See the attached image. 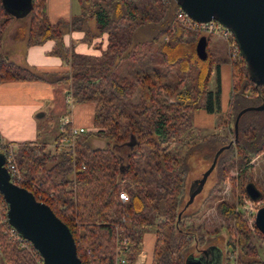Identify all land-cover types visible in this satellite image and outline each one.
<instances>
[{"label": "trees", "instance_id": "1", "mask_svg": "<svg viewBox=\"0 0 264 264\" xmlns=\"http://www.w3.org/2000/svg\"><path fill=\"white\" fill-rule=\"evenodd\" d=\"M78 3V13L52 22L47 15L46 0H31L26 14L30 15L26 45L53 40L50 53L61 57L67 67L61 71H40L17 64L1 53L2 33L15 16L0 0V82L39 79L68 84L65 92L71 93L72 104H93L92 126L97 127L94 132L72 135V125L67 122L64 131L53 137V146L48 147L39 120L34 140L12 143L21 175L17 184L48 204L68 226L81 264H134L149 232L153 234L152 243L144 264H184L190 254H198L210 246L219 247L207 241L212 232L204 223L190 221L193 212H186L199 193H194L187 203L197 185L186 182L187 155L192 147L184 155L167 151L166 147L182 142L196 110L210 115L222 110L221 66L227 64L231 88L225 111L232 125L227 128L230 134H213L212 159L223 147L214 167L220 166L224 172L229 163L236 165L242 185L237 203L220 201L216 205L224 222L234 219L233 223L228 221L226 228L235 240H227L230 250L225 262L221 250L220 264H232L230 252L236 251L235 263L264 264L259 257L260 245L252 241L255 235L264 241V234L254 222L248 229L247 213L237 205L247 201L264 203V188L257 186L251 173L254 169L251 159L264 160V108L245 110L238 119L235 139L233 132L237 112L264 101V84L255 83L240 53L238 60L228 64L227 59L207 51L209 34L205 59L195 53L198 36L191 35L192 31L191 53H185L180 43L187 39L183 38L185 29L176 21L179 4L175 0H78ZM89 16L97 25L93 34L86 26ZM69 30H82V40L87 43L104 34L105 45L96 55L77 52L72 45L64 44L63 34ZM165 36L168 39L164 41ZM97 46H101L100 42ZM145 54L165 70L154 65L151 71L128 75L126 66H132ZM185 60L193 63L187 65ZM173 66L177 67L176 79L166 81V71ZM186 68L192 75L184 83L178 74ZM212 78L213 88L209 87ZM138 84L147 90V100L134 104L127 98ZM90 134L111 141V145L104 149L92 147L84 138ZM67 138L69 144L58 147ZM5 145L0 140V151ZM117 145L132 147L123 156L114 150ZM247 182L259 189L258 198L247 195L244 188ZM120 190L126 192L127 200L120 198ZM0 257L5 264H35L39 253L32 244L21 247L12 241L0 224Z\"/></svg>", "mask_w": 264, "mask_h": 264}, {"label": "rangeland", "instance_id": "2", "mask_svg": "<svg viewBox=\"0 0 264 264\" xmlns=\"http://www.w3.org/2000/svg\"><path fill=\"white\" fill-rule=\"evenodd\" d=\"M87 5V4H86ZM78 8L76 0H72L70 5V11L74 12ZM91 9H93L91 7ZM89 9V10H91ZM77 12V11H76ZM15 18L9 22L2 33V42H1V53L6 56L8 59L14 61L17 64L25 65L22 62V47L26 45L27 41V31L29 26L30 15H26V10L20 11H12ZM176 17V15H175ZM94 18L89 16L87 18V28L90 29V33L96 30L97 25L94 21ZM178 23L179 21L176 20ZM180 24V23H179ZM184 29L185 32L183 33V38L187 39L186 41H182L180 43L181 49L189 54L191 53L192 46L191 43V35H197L198 37L202 34L205 36L209 34V41L207 45V51L211 54L218 56L221 59L228 60V64L235 62L238 60V54L236 53L234 56L231 55L232 46L230 44V38L223 37L217 33H209L204 32L201 30H197L195 28H190V26L180 24ZM182 29V28H178ZM190 31H192L190 35ZM197 37V39H198ZM207 37V36H206ZM94 39V38H93ZM164 41L168 39V36L162 38ZM98 43V42H97ZM96 43V44H97ZM12 53L15 54L12 55ZM16 54L20 57H16ZM149 54V53H148ZM148 54L142 55L141 58L134 61L132 66L127 65L126 70L128 75H135L141 74L143 71H151L152 67L155 65L161 68L163 71L165 68L160 63H153L151 59L148 58ZM9 56H11L9 58ZM188 64L193 63V61H186ZM28 66V65H26ZM125 67V65H123ZM123 69V68H122ZM176 70L177 67L173 66L169 68V71H166L167 78L166 81H173L176 79ZM193 71V70H192ZM176 73V74H175ZM190 69L186 68V70L178 74L181 77L182 82H189L190 77ZM126 75V71H124ZM68 85V84H67ZM65 83H52V96L47 98L43 101V106L41 110L45 112V114L40 118V126H41V133L43 134V141L48 143V147H52L53 137L58 131H63V127H61L63 115H69L71 113V102L72 98L67 99V93H64L67 89ZM181 86V84H180ZM69 87V86H68ZM209 87H214V79L212 78ZM231 88V78H230V69L227 64H222L221 66V94H220V101H221V111L215 113L214 115L210 114H202L198 110H196L195 118L193 119L192 125L183 133L182 135V142L180 144H170L166 147V150L169 151H178L180 155H184L186 150L192 147L191 152L187 155V163H188V171L186 174V182L187 184H192L195 186L196 182L201 178L202 173L210 166L212 162V155L213 152L211 150V145L213 144V134L217 133L219 136H223L226 134H230L228 131V126L232 125V121L228 118L227 113L225 111V105L227 99L229 97ZM147 90L138 84L135 87L134 92L127 98L128 101L131 103L137 104L140 103L142 100H147L146 95ZM70 116V115H69ZM229 124V125H228ZM97 130V127H92L90 130L94 132ZM87 131V130H86ZM234 132V130H233ZM86 140L92 147L104 149L111 145V141L107 142L105 138L96 136V135H88ZM70 139H63L58 143V147H62L65 144H69ZM132 146L130 145H117L114 147V150L119 154L125 156L128 150ZM2 149V148H1ZM15 149V146H14ZM3 150V149H2ZM1 150V151H2ZM251 163L254 164V169L251 173H253L255 183L261 189L264 188V160L261 157H257L255 159H251ZM238 167L236 165H232L231 163L228 164L226 171L222 172L220 166L213 167L209 174L207 175L203 187L199 190V193L195 196L193 202L189 204L186 212H190L191 218L190 221L198 224L200 222L204 223L205 228L212 232L210 233V238H207L209 243H216L220 250L223 252V262H225L227 250H230V247L226 245L228 239L230 241H234L235 238L229 236V228H226L228 225V221L230 223L234 222V219H229L228 221L224 222L222 216L217 214L216 205L220 201H227L229 203H237L238 198L241 197V183L242 178L237 176ZM236 183V185H235ZM120 192H126L124 190H120L118 195L120 196ZM121 198V197H120ZM186 198V196H185ZM243 201L245 200L242 196ZM123 200V199H122ZM127 200V199H124ZM263 201L258 202H244L241 204H237L239 208L244 209L247 213L246 220H247V227L248 229L252 228V223L254 219V212L255 209L262 205ZM252 209V210H250ZM197 211V212H195ZM189 213V214H190ZM187 221V222H190ZM215 231V232H214ZM217 232V233H216ZM152 235L151 232L145 234V243L144 247L142 248L136 256L137 260L140 256L141 257V264H144V259L146 256L149 255L150 246L152 243ZM234 239V240H233ZM252 241L255 245H260L258 248L259 257L260 259H264V241H262L258 236H253ZM17 243V242H16ZM239 250V246L235 247ZM213 250V249H212ZM149 251V252H148ZM236 254L230 252V259L233 263L236 262ZM220 255L219 250L214 249L211 251V255L209 257V261L213 258H217ZM2 264H5L2 260Z\"/></svg>", "mask_w": 264, "mask_h": 264}, {"label": "water", "instance_id": "3", "mask_svg": "<svg viewBox=\"0 0 264 264\" xmlns=\"http://www.w3.org/2000/svg\"><path fill=\"white\" fill-rule=\"evenodd\" d=\"M193 20L205 22L216 19L227 27L246 61L250 75L255 83L264 84V0H175ZM5 8L12 11L26 10L31 0H2ZM13 14V13H12ZM206 36L200 35L195 42V53L200 59L207 57ZM264 101L256 106L240 109L233 122L234 139L237 137L238 119L248 109H263ZM44 115L39 113L38 117ZM232 142V141H230ZM225 147H228V145ZM219 147L210 166L202 173L195 189L190 193L187 203L194 193L200 190L207 175L214 167ZM250 198L256 199L260 191L252 182L245 184ZM0 192L7 203V220L39 252L44 264H81L76 252V244L68 226L53 212L45 202L35 198L27 188L13 182L4 165V155L0 151ZM254 225L264 234V203L254 212ZM219 250L220 255L209 261L211 251ZM221 250L217 246L202 249L198 254H190L184 264H220Z\"/></svg>", "mask_w": 264, "mask_h": 264}, {"label": "crops", "instance_id": "4", "mask_svg": "<svg viewBox=\"0 0 264 264\" xmlns=\"http://www.w3.org/2000/svg\"><path fill=\"white\" fill-rule=\"evenodd\" d=\"M71 3L72 0H46V11L49 19L53 22L59 17L68 18L70 15L78 13L80 9L78 0H76L77 12L70 11ZM83 34L82 30L65 32L63 34L64 44L72 45L74 50L80 53L98 54L101 47L105 45V35L95 37L90 43H87L82 40ZM97 42H100V47L97 46ZM53 43V40L48 39L40 44L24 45L21 53L23 64L35 67L40 71L66 69L67 67L62 64L61 57L50 53ZM12 55L15 56L14 53ZM18 56L20 57V54H16V57ZM51 96L52 83L44 80H6L0 82V140L6 145L34 140L39 128L40 118L38 114L44 112L41 110L43 101ZM71 106L70 116L64 114L63 119L67 117L72 126H82L86 130H90L93 127V104H72L71 102ZM140 259L141 256L137 261ZM261 261L264 262V259ZM0 264H2L1 257Z\"/></svg>", "mask_w": 264, "mask_h": 264}, {"label": "built area", "instance_id": "5", "mask_svg": "<svg viewBox=\"0 0 264 264\" xmlns=\"http://www.w3.org/2000/svg\"><path fill=\"white\" fill-rule=\"evenodd\" d=\"M175 15H176V20H178L183 25L190 26V28L193 27L197 30H201L204 32H209V33H217V34L222 35L223 37L230 38L229 42L232 46L231 55L234 56L236 53H239L237 44H236L230 30L227 27L223 26L216 19H210V20L205 21V22L195 21V20L191 19L179 5L176 9ZM66 97H67V99L71 100V98H72L71 93L68 92ZM68 121H69L68 118H66L64 121H62L61 127H63V125L65 123H67ZM63 131H64V129H63ZM81 131H86V129L82 126H80V127L71 126V134L72 135L75 133L81 132ZM2 149L3 150L1 152L4 155V165H5L8 173H9L10 179L13 182L17 183V181L21 180V175H20V172L17 168L16 161H15L14 145L8 144V145H5V147H3ZM120 197L123 200L127 199V195L124 192H120ZM250 210H252V209H250ZM6 212H7V203L4 200L2 193L0 192V224L3 225V232L12 241L17 242L19 244V246L27 247L29 244H31V242L29 240H27L25 237H23L16 230V228L8 222ZM117 259H121V261H123V259L121 257H117ZM35 261H36L35 264H44L40 254H39V257H36ZM134 264H141V259H140V261L135 260Z\"/></svg>", "mask_w": 264, "mask_h": 264}]
</instances>
